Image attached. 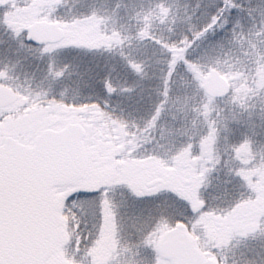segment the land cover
<instances>
[{
	"label": "rangeland",
	"instance_id": "obj_1",
	"mask_svg": "<svg viewBox=\"0 0 264 264\" xmlns=\"http://www.w3.org/2000/svg\"><path fill=\"white\" fill-rule=\"evenodd\" d=\"M115 1L85 0L80 6L83 12L81 13L78 8L77 12L81 14L75 19H70L64 8L54 9L52 8L53 4L47 8H42L40 11V7H32V0H0V84L9 87L18 95L14 104L0 109V144H3L6 139H13L22 144H32L36 134L45 129L51 119L58 118L61 120V123L52 127L53 130L63 128L66 122L82 124L87 131L84 146L89 161L88 168L82 180L69 187L56 189V195L66 197L97 189L103 185L108 187L107 193L110 191L113 193L108 194V197L102 195L101 198L116 199V201L111 202L115 209V216L110 215V212L107 211L106 200L104 202L106 224L100 220L93 234L90 229L84 226L87 230H85L82 245L79 246L80 249H77L82 260L89 264H170L163 260L156 250L159 238L169 229V225L165 221H159L153 227L149 226L147 235H142L140 239L137 237H133V240L125 239L124 228L123 230L120 229L122 226L121 214L117 210L120 203L124 204L119 200V192L125 187L131 191L133 196L154 199L163 196L166 192L175 190L176 183H179L180 190L176 192L177 195L181 197L196 196L197 187L202 188V185L206 183L208 172L197 166L192 168L185 166V162H190L191 154L188 152L181 154L182 150L175 154L176 149L171 148L175 138L183 137L182 130H178L177 127L183 123V119L177 115L180 107L184 108L186 103L210 105L211 108H215L214 115L218 118L225 110L227 121H221L219 125L220 139L224 141V133L236 138V136H245L253 129L254 120L249 121L253 114L243 106L252 103L247 104L245 103L246 100L264 99V92L254 83L249 84L254 89L247 91L246 81L248 77L246 78L238 67L232 63H227L221 53L222 45L215 47L214 44L209 45L208 41H204L203 45L193 46L188 58L197 62L199 64L197 69L205 75L203 74V77L198 78L197 84H187L186 81L189 76L183 67L178 66V74L175 80H172L170 90L167 87L163 88V93L168 99L164 108V115L159 123V133H155V131L153 134H151L152 132L142 133L140 130L126 131L128 130L126 126H129L127 123H121L120 119H113V122L107 118L106 123H104V118L93 106L85 108L79 104L72 106L70 103L72 100L78 99V92H76V87L74 90L68 89L70 84L73 83L74 85L75 83V78L71 80L69 75L71 70L72 73L74 71L76 74L79 67L72 65L71 68L67 69V59L76 61L78 65L81 63L80 66H82L84 63L80 62L78 58L89 59V56L100 55L103 52L108 56L110 48L106 47V32L108 36L114 37L115 32L125 34L127 31L132 35L138 29L136 24L133 26L126 25L127 17L124 16L122 8L120 13H114V6L112 5ZM201 1H198L199 3L196 5L201 6ZM190 2L192 1L190 0ZM193 2L195 3L196 0ZM262 2L264 5V0ZM150 3V1L147 2L148 7ZM194 3L190 7L192 8L191 11L188 12V18L191 19L192 16L194 18L191 20L187 18L184 25L177 21L179 20L178 15L183 9L175 8L176 1L175 5L173 4L174 12L171 15L165 10V6L157 2L149 7L146 15L150 17L153 29L165 31L167 35H173L174 32L182 43L187 37L185 35L192 34V31L199 29L196 25L197 19L193 22V19L196 18L195 10L199 9L194 8ZM209 4L210 6L206 5V8L212 9L213 14L216 3L212 6L211 3ZM202 6L204 7V5ZM259 6L261 9L262 3ZM254 10L257 12L256 9ZM89 11H92L93 16L83 17ZM186 14L185 12L184 15ZM257 16L263 17L261 19L263 21L259 20L258 17L256 19L262 22L260 27L264 30V16L259 12ZM131 18L134 17L131 16ZM237 18L241 17H236L233 25L230 26L233 28L231 35L234 36L239 33L235 32V27H242L243 23L241 22L242 19L238 20ZM40 21L58 23L64 34L63 39L58 43L41 46L25 43L27 29L32 23ZM229 24L226 23L224 26L228 27ZM247 25L249 30L247 35H250L253 29L250 28L249 24ZM147 47L153 50L151 45ZM146 55L150 60H154L155 57L157 59L158 50ZM15 60L16 63L18 62L17 66H14ZM106 60L108 61L106 62L107 66L111 64L107 57ZM13 61L14 63L11 65ZM52 63L57 64L58 67L63 64L61 66L62 73H58L60 81L55 79V75L50 77L49 68ZM164 66L165 62L160 63V69H163ZM28 67L31 68L27 73ZM157 68L158 66L151 65L147 68V72H154L158 70ZM210 69L220 72L231 85L228 96L213 104L206 103L203 99L206 95L204 91L205 76ZM260 80L261 78L258 81L260 82ZM63 100L68 101L69 105ZM254 106L256 105L254 104ZM189 113L192 117L201 116L203 120L206 115L204 109L200 111V114L199 111L192 113L191 105ZM248 121L250 122L249 126H247ZM139 124L142 126L141 122ZM131 130L133 129L131 128ZM236 155L239 161H242L239 159L240 156L242 159H247V155L243 151L237 152ZM233 159L232 161H234ZM250 180L252 181V179ZM261 182L263 183V180ZM261 204L264 206V200L259 197L252 208H246L243 205L235 206L223 218L196 216L194 224L202 243L199 244L203 250L206 249L210 252V254L205 252L207 257L216 258L214 251L218 254L217 249L221 245H228L229 242H234L236 238L239 239L240 235L243 234L242 232L252 231L257 220L262 216V213L259 212L262 209ZM90 206L93 211L99 213L97 201L92 200ZM191 206H195L193 201ZM123 223L125 224L124 220ZM66 230L67 226L61 227L60 239L56 249L45 264H72L63 250V245L69 242ZM194 236L199 240L196 235ZM120 240L122 241L119 242ZM243 256L242 254L239 257L237 255L238 258L229 256L225 264H256V262L264 264V255H253L251 261H246ZM221 260L223 261V256Z\"/></svg>",
	"mask_w": 264,
	"mask_h": 264
},
{
	"label": "trees",
	"instance_id": "obj_2",
	"mask_svg": "<svg viewBox=\"0 0 264 264\" xmlns=\"http://www.w3.org/2000/svg\"><path fill=\"white\" fill-rule=\"evenodd\" d=\"M84 1L32 0V7H40L41 11L42 8H47L53 4L52 8H64L70 19H75L83 12L80 6ZM149 1L151 2L150 6L156 2L165 6V10L170 15L174 12L173 4L175 5L176 1L175 8L183 9L178 15L179 20H177L182 25L186 23L188 12L191 11L192 8L190 7L194 3L193 0H191L192 2L190 0H116L112 5L114 6V13H120L122 8L124 16L127 17L126 25L133 26L136 24L138 29L132 35L127 31L125 34L115 32L114 37L108 36L106 32V47L110 48L108 56L103 52L100 55L89 56V59L78 58L80 62L84 63L82 66H80L81 63L78 65L76 61L67 59V69L71 68L72 65L79 67L76 74L74 71L72 73L71 70L69 75L71 80L75 78V83L74 85L73 83L70 84L68 89L74 90L76 87V92H78V99L72 100L70 103L72 106L79 104L83 108L90 106L97 108L98 113L104 118V123H106V118L112 121L113 119H120L121 123H128L133 131L152 132L151 134L155 131V133H159V123L164 115V108L168 99L163 93V88L167 87L170 90L172 80L177 77L178 66L183 67L188 74L187 84H197L198 78L205 75L197 69L199 64L188 58L193 46L203 45L204 41H208L209 45L214 44L215 47L222 45L221 53L227 63H232L244 73L246 78L248 77L246 81L247 91L254 89L249 86V84L254 83L264 92V30L260 27L262 22L259 21L263 17L257 16L258 12L264 16L262 0H202L201 6L196 5L200 1L196 0L194 8L199 9L195 10L196 18L193 19V22L197 19L196 25L199 29L192 31V34L185 35L187 37L182 43L174 32L173 35H167L165 31H156L151 27L150 17L146 15L150 9V6H147ZM209 3L211 6L216 3L213 14L212 9L206 8V5L210 6ZM260 3H262L261 9ZM169 6L173 8L171 9ZM78 8L81 13L77 12ZM185 12L186 15H184ZM88 15L93 16L92 11L82 16ZM236 17H241L237 19H242L241 22L243 23L242 27H235V32L239 33L234 36L231 35L233 28L230 26L233 25ZM192 18L194 17L192 16ZM191 19L188 18V20ZM226 23H230L228 27L224 26ZM244 23L249 24L250 28L253 29L250 35H247L249 32L248 25ZM177 31L180 30L177 29ZM148 45H151L153 50L147 47ZM155 50H158L157 59L156 57L154 60L148 59L146 54L155 52ZM106 57L111 63L108 66L106 65L108 62ZM163 62H165V66L160 69V63ZM13 63L14 61L11 65ZM17 64L18 62L16 63L15 60L14 66ZM151 65L158 66V70L147 72V68ZM61 66L58 67L57 64L52 63L49 68L50 77L55 75V79L60 81L58 73L63 71ZM30 68H27V73ZM211 70L214 69H210L208 72ZM259 78H261L260 82L258 81ZM203 99L206 103L213 104L225 98L215 100L205 95ZM63 102L69 105L68 101L63 100ZM249 102L252 103L243 107L253 114L252 119L249 118V121L254 120L253 129L245 136H236V138L224 133V141L220 139L219 125L221 121H227L225 110L218 118L214 115L215 108H211L210 105L186 103L184 104L185 109L180 107L177 115L183 119V123L177 127L178 130H182L184 138H175L171 148L176 149L175 154H178L180 150H182L181 154L190 153L192 158L190 162H185V166L200 167L201 170L208 172L206 174L208 179L202 188L197 187L194 197L177 195L176 192L180 190L179 183H176L175 190L166 192L163 196L154 199L133 196L129 189L123 187L118 196L120 202H124V204L121 203L117 210L121 212V224L127 231L125 232V239L133 240L135 237L140 239L142 235H147L149 226L153 227L159 221H165L169 225L168 228L182 223L193 235L199 238L200 235L194 224L196 216L223 218L235 206L243 205L246 208H252L259 197L264 200V99L245 101L247 104ZM190 105L192 113L199 111L200 114V111L204 109V114H206L204 120L201 119V116L196 118L190 115ZM174 109L176 110V108ZM249 121L247 126L250 124ZM139 122L142 123V126ZM240 151L247 155L246 160L245 158L242 159L241 156L239 159L242 161L238 160L236 153ZM107 192L108 187L101 185L97 189L67 196L66 223L72 224V217L76 218V226H79L80 231L78 233L81 236L84 237L87 229H90L93 234L100 220L106 224L103 208L105 200L108 207L107 211L110 212V215L115 216V209L111 202L116 201V199L101 198L102 195L108 197L111 191L110 193ZM92 200L99 203V213L91 208ZM192 201L195 204L194 207L191 206ZM261 207L259 212L262 213V216L257 220L255 228L250 232H242L243 234L234 242L221 245L217 249L218 254L214 251L217 259L221 260L223 256V263L225 264L229 256L234 258L242 254L246 261H251L253 255H264V206L261 204ZM198 243H201L200 238ZM204 252L210 254L208 250ZM78 255L80 256L79 253ZM70 261L75 264L72 260ZM80 264L89 263L83 261ZM256 264L259 263L256 262Z\"/></svg>",
	"mask_w": 264,
	"mask_h": 264
},
{
	"label": "water",
	"instance_id": "obj_3",
	"mask_svg": "<svg viewBox=\"0 0 264 264\" xmlns=\"http://www.w3.org/2000/svg\"><path fill=\"white\" fill-rule=\"evenodd\" d=\"M63 31L54 23L36 22L28 29L26 42L35 45L58 43ZM209 97L221 98L230 85L219 72H209L205 84ZM15 95L0 85V108L11 105ZM61 120L51 119L47 129L27 146L13 139L4 144L15 161L23 155V170L14 162L8 185L5 209L7 241L0 247V264H45L59 239L65 200L55 196L54 188L73 185L86 172L88 160L83 146L84 130L79 124L66 123L54 131ZM159 255L171 264H218L205 257L195 239L182 224L175 225L158 241Z\"/></svg>",
	"mask_w": 264,
	"mask_h": 264
},
{
	"label": "snow or ice",
	"instance_id": "obj_4",
	"mask_svg": "<svg viewBox=\"0 0 264 264\" xmlns=\"http://www.w3.org/2000/svg\"><path fill=\"white\" fill-rule=\"evenodd\" d=\"M14 162L19 166V170H23V165L26 163L23 155H18L14 161L9 149L5 145L0 144V247L7 241L5 209L8 198L10 173Z\"/></svg>",
	"mask_w": 264,
	"mask_h": 264
}]
</instances>
